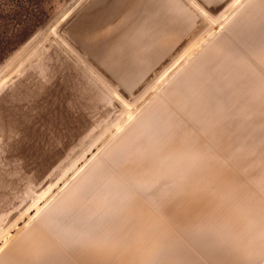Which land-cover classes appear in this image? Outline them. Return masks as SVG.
<instances>
[{"label":"rangeland","instance_id":"rangeland-1","mask_svg":"<svg viewBox=\"0 0 264 264\" xmlns=\"http://www.w3.org/2000/svg\"><path fill=\"white\" fill-rule=\"evenodd\" d=\"M0 264H264V0H0Z\"/></svg>","mask_w":264,"mask_h":264}]
</instances>
